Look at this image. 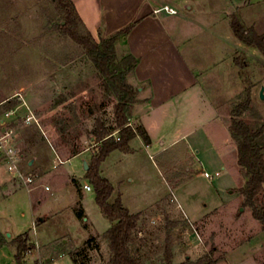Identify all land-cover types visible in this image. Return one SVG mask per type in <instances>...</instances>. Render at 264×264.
Wrapping results in <instances>:
<instances>
[{
	"label": "rangeland",
	"instance_id": "1",
	"mask_svg": "<svg viewBox=\"0 0 264 264\" xmlns=\"http://www.w3.org/2000/svg\"><path fill=\"white\" fill-rule=\"evenodd\" d=\"M203 3V15L214 10L207 0ZM182 10L193 9L183 7ZM251 14L264 28V0H259ZM65 24V14L53 0H0V117H5L9 100L16 103L12 109L17 112L9 118L8 124L15 130L14 147L19 153L27 152L23 160L26 173L23 174L32 177L33 182L25 184L41 200L36 201L34 211L50 214L45 223H39L42 232L38 236L43 249L41 259L34 264H51L47 258L52 255L58 256L56 264H74L67 252L69 248L74 249L72 255L76 264H110L112 253L105 232L111 221L97 204L85 161L91 162L100 145L94 136L100 122L117 135L114 115L117 95L107 86L87 50L63 28ZM245 28L254 33L246 25ZM77 30L86 32L82 25ZM234 36L237 38L235 32ZM206 37L201 43L203 55H219L215 42ZM95 39L100 41V37ZM258 50L262 62H253L250 66L246 64L251 61L245 53L234 52L231 82L222 63H217L215 68L212 65L205 78L209 92L221 109V119L229 128L234 109L249 99L250 106L239 119L253 129L264 124V100L260 97L264 87V52ZM120 61L119 57L113 67L121 68ZM30 113L36 120L26 122ZM259 142L264 145V135ZM132 145L136 148L134 154L125 155L115 150L101 163L100 171L114 186L111 201L121 196L131 210L141 208L142 216L134 231L131 249L144 264L165 263L167 245L170 243L172 248L173 240L179 239V229L184 225L191 227L186 218H179L184 213L192 217L209 213L224 201L220 213L212 215L214 226H220L219 223L231 225L234 214L245 208L240 205L242 198L236 192L238 186L245 184L242 172L245 168L240 166V170L232 153L225 159L226 168H220L221 175L210 180L197 161L205 155L196 150L187 154L183 142L163 153L140 149L138 139ZM77 150H81L82 155L70 158ZM29 159L35 160L33 167H29ZM3 160L5 158L1 157L0 166L4 167ZM207 169L215 172L213 167ZM7 175L15 187L24 186L17 173L13 176L7 171ZM72 176L79 184L88 183L92 189L74 184ZM0 202L10 233L32 224L26 188L20 187ZM82 210L84 213L79 217L77 212ZM250 211L242 212L241 217H250ZM237 222L234 221L235 225ZM31 232L33 234L34 229ZM45 235L50 236L51 243L46 241ZM48 244L51 247H46ZM34 246L26 254L36 250L30 257L33 260L39 258ZM213 247L211 245L209 257L204 258L203 264L212 263Z\"/></svg>",
	"mask_w": 264,
	"mask_h": 264
},
{
	"label": "crops",
	"instance_id": "2",
	"mask_svg": "<svg viewBox=\"0 0 264 264\" xmlns=\"http://www.w3.org/2000/svg\"><path fill=\"white\" fill-rule=\"evenodd\" d=\"M72 1L94 37H99L101 28L105 35H110L135 22L130 33L117 41L116 50L120 58L128 54L138 58L134 70L127 76L128 81L137 89V101L133 104L130 125L134 127V123L142 124L150 135L151 143L146 144L140 136H136L130 142L131 151L124 152L125 155L136 152L132 145L136 139L142 145L140 149L144 148L147 152L155 149L158 153H163L183 142L187 154H193L196 150L198 154L205 155V158L197 159L204 172H209L207 167H213L215 172L211 173L220 172L221 175L220 168L223 170L226 168L225 159L229 153L236 157L239 165L238 147L228 123L221 119V109L209 92L205 78L209 76L208 70L212 65L215 68L217 63H222L225 75L229 76L231 82L234 52L245 53L251 61L246 62L248 66L253 62H262L258 48L245 45L238 37L237 40L232 26V19L236 16L244 26L258 35H263L264 28L258 22V18H253L251 14L259 0H207L214 10L205 15L202 6L205 0ZM183 7L189 10L192 7L193 10H190L192 13L189 10L184 12ZM194 30L199 32L194 33ZM201 33L205 36L202 37ZM206 35L208 40L215 42L219 55L211 53L203 55L201 43ZM189 44L193 45L190 47ZM221 130L224 131L222 132L224 136ZM26 155V151H20L19 168L22 173L25 172L23 160ZM79 155H82L81 150L72 154L70 158ZM3 161L6 170L0 166V201L16 193L20 187L26 188L30 198L32 224L24 230L17 228L15 232L10 233V225L3 215L0 202V264H18L15 240L24 233L30 235L31 242L39 251V258L34 260L30 257L36 250L25 256L24 264H34L41 259L43 249L38 236L42 232L39 223H45L50 214L46 212L41 215L40 212L34 211L36 201L41 202L37 199L39 195L31 192L24 181V186L15 187V183L7 177V171L13 176L14 172L9 169V164ZM31 161L33 163L30 164L29 161V167L35 165V160ZM239 168L241 170L240 165ZM191 169L190 165L187 166L189 174ZM80 184L79 186L85 189L84 185L88 183ZM243 185L238 186L236 190L242 198L240 205L244 203V197L238 190ZM222 206L224 201L209 213L203 212L193 217L184 213V216L179 217L181 220L186 218L192 228L187 224L181 229L177 227L180 232L179 239L172 242L174 264H180L188 259L192 262L198 261L210 252L211 245L215 248L211 264H264V230L260 222L253 216L252 211L250 217L242 218L241 213L249 209L245 207L234 214L231 225L219 223L220 226H214L212 215L220 213ZM135 209L130 211L141 212L140 207ZM235 220L238 221L236 225ZM32 229L36 239L31 232ZM44 237L51 243L49 235ZM48 246L51 247L50 244L46 247ZM73 250L69 248L67 251L72 261L70 253ZM57 257L49 256L47 261L56 264Z\"/></svg>",
	"mask_w": 264,
	"mask_h": 264
},
{
	"label": "trees",
	"instance_id": "3",
	"mask_svg": "<svg viewBox=\"0 0 264 264\" xmlns=\"http://www.w3.org/2000/svg\"><path fill=\"white\" fill-rule=\"evenodd\" d=\"M53 2L65 14L66 24L63 28L73 40L87 50L90 59L105 78L107 86L117 95L114 110L117 135L110 132L105 124L100 122L97 125L94 136L100 145L93 155L87 170V177L96 191L97 204L103 215L111 221L110 228L105 232V238L109 242V248L112 253L109 263L144 264L133 255L131 249L134 231L138 227L142 212H131L125 206L121 196L111 201L114 186L100 171L101 163L111 152L115 150L130 152V142L136 136H140L146 144L151 143L150 135L142 124L134 127L130 125L133 104L137 101V89L128 81L127 76L134 70L138 63V58L128 54L120 58L121 68L113 67L119 58L116 43L120 38L130 33L135 26V22L110 35H105L103 28H101L99 31L100 41H97L84 24L72 0H53ZM79 25L84 27L85 33L77 30ZM232 26L235 35L245 45L257 47L264 52V34H251L236 16L232 19ZM15 105L16 103L9 100L6 109H12ZM249 106L250 99L234 109L233 121L229 129L233 139L237 142L238 163L242 168H245L242 171L245 176V184L238 191L244 197V207L252 211L253 216L260 222L264 230V145L259 142V138L264 135V124L258 129H253L243 119H239ZM77 152L78 150L74 154ZM73 183L79 186L75 178ZM82 212L83 210L77 212V215L81 217ZM169 240L171 239L169 238ZM15 242L17 244L16 261L18 264H24L26 254L35 246L31 243L28 233L18 236ZM214 251L215 248L213 247L211 252ZM70 254L73 258L72 252ZM208 257L209 255H206L196 262L188 259L180 264H203L204 258ZM73 261L76 264L74 258ZM164 264H174L170 243L166 247Z\"/></svg>",
	"mask_w": 264,
	"mask_h": 264
},
{
	"label": "built area",
	"instance_id": "4",
	"mask_svg": "<svg viewBox=\"0 0 264 264\" xmlns=\"http://www.w3.org/2000/svg\"><path fill=\"white\" fill-rule=\"evenodd\" d=\"M15 109H9L5 113V117H0V157H4L5 161L9 164V169L14 173L18 174V177L23 179V181L27 184L32 183V177H25L24 174L21 172L19 168V160H20V153L14 147V128L9 126L8 122H10L12 116L16 114ZM31 120H36L35 115L30 113L28 114L25 121L30 122ZM204 175L209 178L210 180L218 177L220 172L211 173L208 171L204 172ZM85 189L91 190L92 187L89 184L84 185Z\"/></svg>",
	"mask_w": 264,
	"mask_h": 264
},
{
	"label": "water",
	"instance_id": "5",
	"mask_svg": "<svg viewBox=\"0 0 264 264\" xmlns=\"http://www.w3.org/2000/svg\"><path fill=\"white\" fill-rule=\"evenodd\" d=\"M260 97H261V99L264 100V87H262V89H261ZM32 163H33V161H30V164H32ZM85 169H87V170L89 169V164L87 161H85ZM242 210H244V209H242Z\"/></svg>",
	"mask_w": 264,
	"mask_h": 264
}]
</instances>
